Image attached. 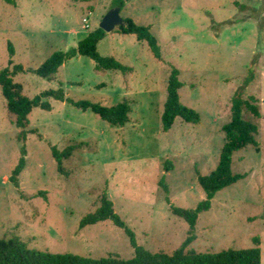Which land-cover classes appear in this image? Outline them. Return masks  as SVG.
Returning <instances> with one entry per match:
<instances>
[{
	"label": "rangeland",
	"instance_id": "obj_1",
	"mask_svg": "<svg viewBox=\"0 0 264 264\" xmlns=\"http://www.w3.org/2000/svg\"><path fill=\"white\" fill-rule=\"evenodd\" d=\"M117 1L0 0V71L16 65L37 69L55 52L76 47ZM121 15L150 28L161 59L146 42L117 28L98 51L133 72L97 71L93 60L79 56L59 70L56 81L33 73H19L14 81L30 98L62 84L66 97L76 102L112 107L127 100L133 112L125 127L51 101L52 111L31 113L35 134L24 143L0 86V238L52 254L133 259L130 236L112 221L80 226L107 193L139 246L173 254L189 237L190 226L171 212L167 198L186 210L206 199L199 176L217 168L226 142L223 126L231 121L233 97L243 88L260 101L262 118L254 119L258 146L234 154L233 169L245 177L219 192L211 209L200 214L190 249L244 250L259 238L264 264V0H132ZM174 69L184 85L182 103L195 109L201 122L177 119L164 132ZM83 144L62 159L70 175L61 173L53 148L59 154ZM23 146L27 164L16 187L11 176Z\"/></svg>",
	"mask_w": 264,
	"mask_h": 264
},
{
	"label": "trees",
	"instance_id": "obj_2",
	"mask_svg": "<svg viewBox=\"0 0 264 264\" xmlns=\"http://www.w3.org/2000/svg\"><path fill=\"white\" fill-rule=\"evenodd\" d=\"M130 1L132 0H118L115 6L123 10L126 3ZM125 23L124 27L118 28L122 35H135L138 41L148 44L156 58H162L160 43L150 28L138 25L131 18H126ZM106 35L107 32L99 27L90 32L76 47H72L68 51L55 52L37 69H25L23 66L16 65L13 70L5 68L0 71V86L12 124L19 132V141L25 143L30 134H35L33 130H30L29 120L33 110L39 108L50 112L53 110L51 101L67 102L83 112L91 111L113 127L122 128L130 122L133 109L131 103L127 100L112 107L88 101L76 102L66 97L62 84L59 89L46 90L38 96L30 98L25 95L23 85L14 81V77L19 73H33L48 81H56L59 70L68 61L79 56L93 60L96 63L97 71H120L124 74L133 72L132 68L123 65L114 58L104 57L99 53L98 46L106 38ZM9 51L10 55L14 56L15 51L11 44H9ZM183 86L180 80V71L174 69L168 80V96L162 115L164 132H169L177 119L190 124L201 122V115L195 109L182 103L180 90ZM261 118L262 112L259 99L255 96H247L245 89H240L232 100V119L223 126L226 142L221 151L219 164L209 175L199 176L198 181L206 194V199L196 209L186 210L173 206L170 199L167 198L171 212L175 216L184 219L190 226L189 237L173 254L153 253L139 246L133 232L116 213L113 201L107 193H104L100 207L84 217L80 226L85 228L101 222L112 221L130 236L132 246L135 249L133 259L123 260L115 256L94 259L75 254H52L29 249L26 244L17 239L0 238V264H262V248L259 238L254 240L255 247L244 250L229 249L221 252L202 253L190 249V246L197 239L196 226L200 214L211 209L212 200L219 192L244 179V175L236 173L233 169V156L236 152L248 146H258L259 125L254 119L260 120ZM83 146L84 144L70 146L59 154L53 148L54 157L59 163L61 173L67 176L70 175V172L66 173L63 169L62 159L71 158L74 152ZM21 153L22 157L19 164L13 170L11 176V181L16 187L20 186L19 177L27 164L26 146H23Z\"/></svg>",
	"mask_w": 264,
	"mask_h": 264
},
{
	"label": "water",
	"instance_id": "obj_3",
	"mask_svg": "<svg viewBox=\"0 0 264 264\" xmlns=\"http://www.w3.org/2000/svg\"><path fill=\"white\" fill-rule=\"evenodd\" d=\"M122 9L115 7L110 10L107 15L103 18L100 28L107 33L115 31L117 28L125 26V19L121 15Z\"/></svg>",
	"mask_w": 264,
	"mask_h": 264
},
{
	"label": "crops",
	"instance_id": "obj_4",
	"mask_svg": "<svg viewBox=\"0 0 264 264\" xmlns=\"http://www.w3.org/2000/svg\"><path fill=\"white\" fill-rule=\"evenodd\" d=\"M86 38V37H85Z\"/></svg>",
	"mask_w": 264,
	"mask_h": 264
}]
</instances>
